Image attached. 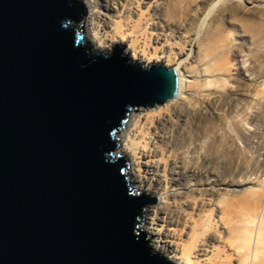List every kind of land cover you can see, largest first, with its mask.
Instances as JSON below:
<instances>
[{
  "label": "water",
  "instance_id": "95a60500",
  "mask_svg": "<svg viewBox=\"0 0 264 264\" xmlns=\"http://www.w3.org/2000/svg\"><path fill=\"white\" fill-rule=\"evenodd\" d=\"M77 0H0V264H173L114 156L130 111L172 100L174 68L91 50Z\"/></svg>",
  "mask_w": 264,
  "mask_h": 264
},
{
  "label": "rangeland",
  "instance_id": "374dc122",
  "mask_svg": "<svg viewBox=\"0 0 264 264\" xmlns=\"http://www.w3.org/2000/svg\"><path fill=\"white\" fill-rule=\"evenodd\" d=\"M78 2H84L87 9L84 22L94 18L98 9L89 8L88 0ZM98 3L106 30L110 22L124 21V29L134 28L152 58L161 57L159 62L168 68L178 67L186 96L152 109L130 111L116 135V150L132 115L141 114V130L135 139L138 146L154 153L160 172L164 168L168 177L176 174L181 191L191 190L185 195L183 214L187 218L208 215L200 256H218L221 264H242L241 252L230 244L224 213L229 204H241L245 199L264 207V0ZM84 27L91 50L110 54L111 50L91 44ZM129 42L118 44L127 48ZM123 55L127 54L123 51ZM127 58L131 60L129 55ZM182 196L173 200L178 202ZM234 210L236 224L241 225L244 214L237 207ZM182 223L177 233L182 234V242H188L190 228L183 229ZM260 245L264 249V243ZM170 255L167 251L162 256ZM263 261L262 253L253 263Z\"/></svg>",
  "mask_w": 264,
  "mask_h": 264
},
{
  "label": "bare ground",
  "instance_id": "6f19581e",
  "mask_svg": "<svg viewBox=\"0 0 264 264\" xmlns=\"http://www.w3.org/2000/svg\"><path fill=\"white\" fill-rule=\"evenodd\" d=\"M87 4L89 8L98 9L94 18L92 17L84 22V28L89 34L90 42L96 49L110 52L113 45L130 39L129 46L122 50V54L124 51L132 61H139L142 69H147L152 64L165 66L164 63L159 62L161 57L152 58L153 56L147 52L146 46L143 47L140 44L133 27L128 28L126 26L127 29L126 27L124 29V21L116 20L110 22L109 30H106L104 20L100 18L101 12L98 7V0H88ZM174 70L178 78V90L176 96L164 104L176 102L186 97L183 95V78H181L180 71L178 67H175ZM156 106L159 105L154 107ZM140 116L141 114L132 115L130 123L122 131L115 157L118 155L127 157L129 163L127 178L132 191L144 193L157 199L154 205L147 207L142 213L141 229L149 237L148 245L151 251L159 255L170 251L171 255L167 259L173 264H221L218 256L214 259H204L200 256V252L203 251L201 249L203 245L202 237L207 233L206 226L209 225L206 220L208 215L202 216L200 214L197 217L189 215L187 218L182 212V205L186 203L185 195L191 190H187L186 187L188 192H184V189L181 191L174 178L176 174L168 177L164 172V168L160 172L161 165L158 163L156 165L154 153L149 149L138 146L136 138L141 130H139ZM200 158H203L201 154ZM160 187H163L161 193L158 191ZM178 196H182L178 201L179 203L173 200ZM182 198L184 201H181ZM194 204L193 210L197 208L196 202ZM236 207L244 214L243 219L240 220L241 225L236 224L237 221L234 215ZM258 208L257 203L251 204L245 199L241 204H229L224 213V223L230 226V244L241 252L242 264H254L253 261L257 256L264 254V249L260 248V244L264 243V207ZM254 212H257L256 217L253 216ZM183 219L184 222L182 223ZM181 223L183 229L190 228V241L188 242H182V234L177 233V228ZM255 227L258 228L256 231ZM203 256L205 257V254ZM261 264H264V261Z\"/></svg>",
  "mask_w": 264,
  "mask_h": 264
}]
</instances>
